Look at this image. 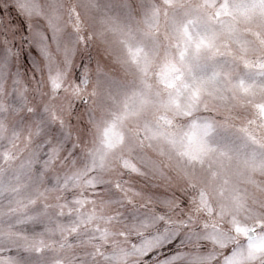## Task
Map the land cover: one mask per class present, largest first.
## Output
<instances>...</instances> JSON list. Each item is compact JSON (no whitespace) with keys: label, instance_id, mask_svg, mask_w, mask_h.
I'll use <instances>...</instances> for the list:
<instances>
[{"label":"snow or ice","instance_id":"snow-or-ice-1","mask_svg":"<svg viewBox=\"0 0 264 264\" xmlns=\"http://www.w3.org/2000/svg\"><path fill=\"white\" fill-rule=\"evenodd\" d=\"M0 264H264V0H0Z\"/></svg>","mask_w":264,"mask_h":264}]
</instances>
